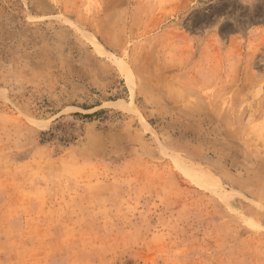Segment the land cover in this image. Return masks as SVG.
Instances as JSON below:
<instances>
[{
    "label": "rangeland",
    "instance_id": "rangeland-1",
    "mask_svg": "<svg viewBox=\"0 0 264 264\" xmlns=\"http://www.w3.org/2000/svg\"><path fill=\"white\" fill-rule=\"evenodd\" d=\"M0 264H264V0H0Z\"/></svg>",
    "mask_w": 264,
    "mask_h": 264
}]
</instances>
